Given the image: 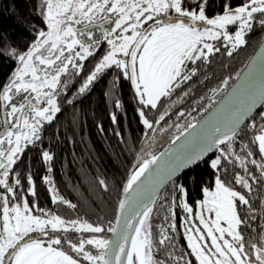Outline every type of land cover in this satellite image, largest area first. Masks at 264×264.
<instances>
[{"label": "snow or ice", "instance_id": "obj_1", "mask_svg": "<svg viewBox=\"0 0 264 264\" xmlns=\"http://www.w3.org/2000/svg\"><path fill=\"white\" fill-rule=\"evenodd\" d=\"M207 4L208 0H197L195 10H190L185 0H41L47 30L38 31V39L28 51L20 53L11 49L6 53L17 60L19 66L7 82L0 85V101L3 102L0 104L3 109L0 120L3 126L0 131V264H82V261L87 264H165L154 256L149 222L155 194L163 182L171 181L182 169L200 162L208 163L217 175L214 190L204 188L205 199L199 202V224L204 231L200 227L186 228L190 255L198 264H264V234L258 243L255 236L246 240L240 231L241 225L251 228L239 211L240 205L246 206L249 212L254 211L250 200L245 192L229 186L220 175H227L226 164L238 162L245 175H234L236 185L251 192L250 181L264 183V0H243L235 8L229 0H222V14L214 18L206 15ZM229 26H235L234 32H229ZM257 28L261 33L260 51L245 65L246 70H241L243 75L237 73L238 83L218 107L203 121L192 117V122L186 125L176 124L180 135L172 141L175 148L160 155L147 153L150 158L140 156L138 167L124 188L126 195L119 203L115 225L110 224L105 229L78 220L66 221L59 215L45 218L48 214L43 209H37L42 215L33 214L26 198L22 204L16 202L19 198L16 186L21 185V180L16 173L14 184L9 183L13 166L28 145L41 139L44 122L51 123L61 111L57 89L61 77L68 74L70 68L74 75L85 73L79 88L81 94L106 70L113 66L120 69L123 77L134 85L136 97L144 106L139 111L143 125L155 130L154 126L165 121L169 113L165 111L153 121L146 116L144 108L162 106L163 98H170L197 75L198 69H189L187 64L210 62V57L221 48L228 57L233 56L250 43L249 37ZM105 45V50L97 56ZM89 58L97 62L86 72L83 62ZM230 79L223 80L220 88L212 90L213 98L228 87ZM67 86L64 84V88ZM183 95L188 96L189 92ZM177 115L184 117L185 113L180 111ZM112 118L115 121V116ZM245 130L252 133L248 144L242 142V134H247ZM176 141L180 143L177 145ZM214 151L219 155L206 160L208 153ZM257 154L259 162L252 158ZM43 158L45 161L53 159L48 152L43 153ZM249 163L260 170V177L250 172ZM28 180L31 194L35 196L30 176ZM45 180L51 183L48 177ZM99 183L107 188L105 181ZM176 188L187 196L182 185ZM57 199L70 208L76 207L53 195V200ZM183 207L188 213L193 211L186 202ZM222 222L226 226H222ZM171 228L174 230L175 224ZM105 231L112 233L111 239L93 235L73 242L63 235H50V232L100 234ZM33 233L47 240L37 239ZM167 240L169 236L162 235L158 243L164 244ZM64 245L76 255L65 251ZM180 260H184L183 254L177 258V264ZM184 264H192V260H185Z\"/></svg>", "mask_w": 264, "mask_h": 264}, {"label": "trees", "instance_id": "obj_2", "mask_svg": "<svg viewBox=\"0 0 264 264\" xmlns=\"http://www.w3.org/2000/svg\"><path fill=\"white\" fill-rule=\"evenodd\" d=\"M192 1L185 0L190 10L195 8ZM229 2L235 8L243 0ZM40 4L41 0H0V53H5L0 55V85L5 84L10 74L19 66V62L6 53L11 49L20 53L28 51L38 39V31L47 30ZM222 11V0H208L205 7L208 17L221 14ZM260 35L257 28L249 37L250 43L231 57L221 48L219 53L210 57V62L187 64L189 69H198L197 75L182 85V89H177L170 98H163L162 106L151 110L144 108L146 116L153 121L165 111L169 113L165 121L154 126L155 130L147 129L143 125L139 111L144 106L136 97L134 85L123 77L120 69L113 66L106 70L90 85L89 90L81 94L79 88L85 73L74 75L70 68L69 73L62 76L61 85L57 89L56 98L61 111L51 123H44L40 132L41 139L28 145L13 166L9 183L14 184L16 173L21 180V185L16 186L19 197L16 202L22 203L26 198L34 214H42L37 209H43L48 215H59L66 221L78 220L107 229L113 224L121 191L138 166L140 156L146 157L147 153L160 152L180 135L176 124L186 125L192 122V117L197 121L206 112L204 109H209L208 106H212L220 98L260 43ZM106 47H102L96 55L99 56ZM96 62L93 58L84 61L85 71L91 69ZM229 77L232 79L229 80L228 87L213 98L212 90L220 88L223 80ZM64 84L68 85L67 88H64ZM185 91L189 92L188 96L183 95ZM69 100L72 102L68 103ZM180 111L185 113L184 117H178L177 113ZM189 112L191 116L188 115ZM2 127L0 125V130ZM245 132L247 134H242V142L248 144L252 133L248 130ZM149 136L151 138L141 152ZM252 148L255 150L254 145ZM237 151L239 152V147ZM44 152H48L53 159L45 161ZM217 155L218 151L206 160L214 159ZM252 158L258 162L260 160L259 154ZM226 166L229 171L227 175L220 173L221 178L229 186L245 192L254 210L249 212L246 206H239L242 218L251 225V228L241 225L240 231L246 240L255 236L259 243V237L264 234V183L250 181L253 190L248 192L234 183L235 174L245 175L238 162ZM248 168L251 173L260 177L258 168L250 163ZM216 175V170L211 169L208 163L201 162L173 180L159 195L149 221L152 226L154 256L157 260L164 261L165 264H177V258L183 254L184 260H180L179 264H184L188 259L192 260V264H198L195 257L190 255L186 228L200 227L204 231L199 224V202L204 198V188H214ZM29 176L35 187V196L31 194ZM100 180L105 181L107 188L99 183ZM176 185H182L187 196L182 195ZM53 195L62 197L76 207L70 208L59 199L54 201ZM185 202L192 207L191 213L184 209ZM253 215L255 219H249ZM173 224L174 230L171 228ZM50 235H63L76 242L80 238H91L93 235L108 239L110 233L50 232ZM162 235H168L169 240L159 244ZM64 250L70 252L67 245H64ZM92 250L95 252V249ZM70 254L76 255L71 252Z\"/></svg>", "mask_w": 264, "mask_h": 264}, {"label": "water", "instance_id": "obj_3", "mask_svg": "<svg viewBox=\"0 0 264 264\" xmlns=\"http://www.w3.org/2000/svg\"><path fill=\"white\" fill-rule=\"evenodd\" d=\"M260 47H261V44L259 43L258 44V46L256 47V49L253 51V53L251 54V56L249 57V59L247 60V62L245 63V65H247V64H249L250 63V61L254 58V57H256L257 55H258V53H259V51H260ZM245 65H244V67L242 68V69H245ZM241 69V70H242ZM241 70H240V72L239 73H241V75H243V73L241 72ZM246 70V69H245ZM238 83V81H237V79L235 78L234 79V81L231 83V85L225 90V92L220 96V98H218L217 100H216V102L208 109V111H206L197 121H203L211 112H213L217 107H218V105H219V103L224 99V97H225V95L227 94V93H229L230 91H231V89L233 88V86L235 85V84H237ZM3 102L1 101V104H2ZM263 107V106H262ZM260 110V108H258L256 111L258 112ZM2 113H3V109H2ZM2 119H3V115H2ZM247 123V122H246ZM243 127V126H242ZM3 130V127H2V129L0 130V131H2ZM150 138H151V136H149L148 138H147V140L145 141V143H144V145H143V147H142V149H141V152L145 149V147L147 146V144H148V142H149V140H150ZM183 139V136H181V140ZM180 143V141H176V144L178 145ZM176 147V145H174L172 142L170 143V144H168L164 149H162L160 152H158L157 154H155V155H160V153H162V152H165L166 150H171V149H173V148H175ZM215 152L216 151H214V152H209L208 153V156L205 158V159H207V158H209V157H211L213 154H215ZM145 158H150V156H146ZM201 163V162H200ZM194 166H196V165H193V166H191V167H189V168H184V169H182L180 172H178L177 174H175L174 176H173V178H172V180L171 181H165V182H163L160 186H159V188H158V191L156 192V194H155V202H156V200L158 199V197H159V195L162 193V191L173 181V180H175L176 178H178L180 175H182L183 173H185L186 171H188V170H190L191 168H193ZM138 167V166H137ZM136 167V168H137ZM129 179V178H128ZM127 182H128V180H127ZM127 182L125 183V185H124V187H123V189H122V191H121V195H120V198H119V201H118V205H117V208H116V213H115V217H114V221H113V224L112 225H115V221H116V217L119 215V211H118V206H119V203L121 202V200H123V199H125V192H124V188L126 187V185H127ZM154 202V203H155ZM35 238H37V239H39V238H43L44 236H42L41 234H34L33 235ZM112 238V233H110V235H109V238L108 239H111Z\"/></svg>", "mask_w": 264, "mask_h": 264}, {"label": "rangeland", "instance_id": "obj_4", "mask_svg": "<svg viewBox=\"0 0 264 264\" xmlns=\"http://www.w3.org/2000/svg\"><path fill=\"white\" fill-rule=\"evenodd\" d=\"M229 32L231 33V32H234V30H229ZM62 78V77H61ZM45 123V122H44ZM209 190H214V188L213 189H209ZM205 199V197L203 198V200ZM202 200V201H203ZM22 204V203H21ZM204 211V213H206L207 215H208V213H207V211H206V209H204L203 210ZM200 212H201V209H200ZM34 214V213H33ZM34 215H42V214H34ZM50 216H53V215H48L47 217H45V218H50ZM215 217H213V219H214ZM93 225V224H92ZM93 226H96V225H93ZM222 226H226V224H224V222H222ZM34 234H39V233H33L32 235H34ZM39 239H44V240H47V237H43V238H39ZM82 264H87V262L86 261H82Z\"/></svg>", "mask_w": 264, "mask_h": 264}, {"label": "flooded vegetation", "instance_id": "obj_5", "mask_svg": "<svg viewBox=\"0 0 264 264\" xmlns=\"http://www.w3.org/2000/svg\"><path fill=\"white\" fill-rule=\"evenodd\" d=\"M196 1L197 0H193L191 3L194 5V4H196ZM192 10H195V8L194 9H192ZM222 14V13H221ZM172 15L175 17V13H172ZM215 16H213V17H209V18H214ZM234 29L235 28V26H229V28H228V30H230V29ZM45 238V237H44Z\"/></svg>", "mask_w": 264, "mask_h": 264}]
</instances>
